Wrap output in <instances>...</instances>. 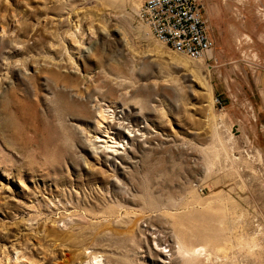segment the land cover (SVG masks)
<instances>
[{"label": "rangeland", "instance_id": "1", "mask_svg": "<svg viewBox=\"0 0 264 264\" xmlns=\"http://www.w3.org/2000/svg\"><path fill=\"white\" fill-rule=\"evenodd\" d=\"M143 1L0 0V264H264V6L198 0L191 60ZM98 105L141 134L112 159Z\"/></svg>", "mask_w": 264, "mask_h": 264}, {"label": "built area", "instance_id": "2", "mask_svg": "<svg viewBox=\"0 0 264 264\" xmlns=\"http://www.w3.org/2000/svg\"><path fill=\"white\" fill-rule=\"evenodd\" d=\"M135 18L154 40L188 59H201L212 47L198 0H144Z\"/></svg>", "mask_w": 264, "mask_h": 264}, {"label": "bare ground", "instance_id": "3", "mask_svg": "<svg viewBox=\"0 0 264 264\" xmlns=\"http://www.w3.org/2000/svg\"><path fill=\"white\" fill-rule=\"evenodd\" d=\"M97 108L100 109L99 117L101 119V122H98L96 132L100 133L101 136H95L93 137V139H89L88 142L93 148L92 151L95 154H103V156H105L107 159H112V158L117 157L118 155L124 154L127 151V147H128L129 142H131V139L134 138L136 135L140 136L141 134L137 133V131L133 129L132 127H129V125L126 126L125 122L117 121V118L114 116V114L110 113L111 111L107 109H103L101 105H98ZM106 124H108L109 126H106ZM117 129H122V131L125 134V136H123L119 140L116 137H114V134L117 133ZM155 232L156 230L154 231L152 230V235L156 237L157 233ZM153 240H155V238H153ZM166 246H167L166 243H163V242L162 244L159 243L155 247V251L158 254L157 256L160 257V260L164 264H169L172 256L170 255L169 252H167L168 248ZM179 249H184V248L183 246H181L179 247ZM168 251L170 250L168 249ZM93 260H94L93 264H97L100 262V261H96L97 260L96 257L95 258L93 257Z\"/></svg>", "mask_w": 264, "mask_h": 264}, {"label": "crops", "instance_id": "4", "mask_svg": "<svg viewBox=\"0 0 264 264\" xmlns=\"http://www.w3.org/2000/svg\"><path fill=\"white\" fill-rule=\"evenodd\" d=\"M229 1H232V3H233V5H238L239 4V2H236V0H229ZM242 4V3H241ZM242 6H243V4H242ZM260 6H264V1L262 2V0H260ZM260 78H259V75H257V78H256V80H255V85L256 86H261L262 88H263V90H264V79L261 81L262 83H260ZM262 84V85H261ZM262 101H263V103H264V98H262L261 99ZM261 118L264 120V111H262V116H261ZM253 120L255 121V119L253 118Z\"/></svg>", "mask_w": 264, "mask_h": 264}]
</instances>
